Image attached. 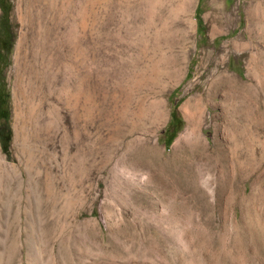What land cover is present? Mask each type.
<instances>
[{
	"label": "rangeland",
	"instance_id": "rangeland-1",
	"mask_svg": "<svg viewBox=\"0 0 264 264\" xmlns=\"http://www.w3.org/2000/svg\"><path fill=\"white\" fill-rule=\"evenodd\" d=\"M8 2L0 264H264V164L245 138L174 152L191 109L203 143L221 138L215 81L247 79L250 36L264 52V0Z\"/></svg>",
	"mask_w": 264,
	"mask_h": 264
},
{
	"label": "bare ground",
	"instance_id": "bare-ground-1",
	"mask_svg": "<svg viewBox=\"0 0 264 264\" xmlns=\"http://www.w3.org/2000/svg\"><path fill=\"white\" fill-rule=\"evenodd\" d=\"M250 21L255 26H258L257 28L264 33V12L258 13L255 17L250 16ZM248 26L251 27L250 25ZM252 27L254 26L252 25ZM259 34H261V31ZM252 36L249 37L248 41L240 43L246 50L251 69V73L247 79L240 80L222 74L218 76L215 81V90L222 94L221 97L215 101L219 106V110L210 112L208 120L215 122L216 131L218 134H221V138H216L213 145L210 146L203 143L199 129V126H201V117L195 110L191 109L186 112V116L188 117L187 132L177 139V144L174 145V152L178 147H181L183 153L195 150L201 153V155L208 151L209 153L211 152L212 155H215L219 154L220 150L223 148L221 139L230 140L237 145V142H239L238 138L243 137L248 144L247 151L249 154H247V156L254 162L251 166H257L258 170L262 171L261 167L264 164V52L260 50L261 48L255 47L257 42L254 43L255 36ZM260 36L261 35H259V37ZM261 42V47L264 48V40L262 39ZM208 97H210V95ZM211 153L209 154L210 156ZM207 159H209V157ZM173 162L180 166L185 163L182 156H176ZM180 170H182V168ZM190 176L193 178V181L196 182L200 178V173L196 172V170L191 171ZM183 178L185 177H182V179ZM187 178L190 177L187 176ZM249 181L250 177L247 175V182ZM261 181L262 180H260V182ZM205 183H208V181ZM245 192L247 193V187L244 185V193Z\"/></svg>",
	"mask_w": 264,
	"mask_h": 264
},
{
	"label": "trees",
	"instance_id": "trees-1",
	"mask_svg": "<svg viewBox=\"0 0 264 264\" xmlns=\"http://www.w3.org/2000/svg\"><path fill=\"white\" fill-rule=\"evenodd\" d=\"M9 10H10V4L8 0H0V51L1 50H10L11 48V37L12 32L9 26ZM198 23L200 24V18L198 16L197 18ZM180 125V120L173 111L171 114V120L168 125V129L171 128V134L165 141V144L168 145L171 140L173 139L174 133L177 130V128ZM0 139L2 141V148L4 152L8 151V140H9V134H7L5 137L0 135Z\"/></svg>",
	"mask_w": 264,
	"mask_h": 264
}]
</instances>
